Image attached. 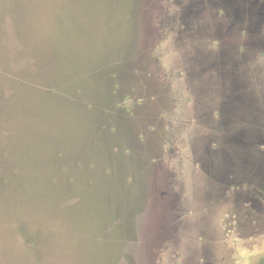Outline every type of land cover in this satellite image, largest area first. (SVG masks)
<instances>
[{"label":"rangeland","instance_id":"1","mask_svg":"<svg viewBox=\"0 0 264 264\" xmlns=\"http://www.w3.org/2000/svg\"><path fill=\"white\" fill-rule=\"evenodd\" d=\"M254 133L264 0H0V264H264Z\"/></svg>","mask_w":264,"mask_h":264},{"label":"flooded vegetation","instance_id":"2","mask_svg":"<svg viewBox=\"0 0 264 264\" xmlns=\"http://www.w3.org/2000/svg\"><path fill=\"white\" fill-rule=\"evenodd\" d=\"M245 139H253V143L256 145H259L258 149V158L255 160L259 162L258 166L260 168V172L264 171V137L260 133H254L251 134V136L247 135L246 137L243 136V140L239 143L240 146L238 147V154L240 155L241 163L245 164L250 160V155L247 151V144L245 143ZM264 176V174H263ZM241 180V181H240ZM240 184L242 186L246 184V181H249V178L246 176H242L240 178ZM247 181V182H248ZM256 188L254 189V192H244V191H238V189H235L234 186H232L230 189L234 192V197L239 198L241 201L245 203H249V207L252 209L262 212V209H264V181L256 182V185H254ZM240 187V186H239ZM229 186L225 188L228 191ZM229 189V190H230ZM261 204V206H260Z\"/></svg>","mask_w":264,"mask_h":264}]
</instances>
